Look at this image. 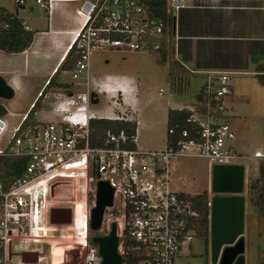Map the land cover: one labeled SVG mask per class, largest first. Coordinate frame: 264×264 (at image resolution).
<instances>
[{"label":"built area","instance_id":"obj_1","mask_svg":"<svg viewBox=\"0 0 264 264\" xmlns=\"http://www.w3.org/2000/svg\"><path fill=\"white\" fill-rule=\"evenodd\" d=\"M13 1L21 6L25 3V0ZM51 1L34 0L39 10L48 9ZM69 1L77 2L73 9L77 27L67 47L73 45L77 56L67 70L68 80L62 77L56 80L62 90L54 91L48 101L50 111L57 118L39 120L37 109H33L50 76L27 109L18 114L11 130L6 131L7 121L0 115V157L24 159L18 175L8 181L0 180V264L11 261L10 242L15 245L21 239L19 234L36 228L37 215L48 217L52 205L69 206L73 217L76 203L82 202L84 221L78 232L85 233L98 180H106L113 189L111 203L103 208L101 223L105 218L108 225L111 222L115 225L120 264H173L182 246L189 244L195 234L198 211L190 198L193 193L172 187V159L186 155L204 157L210 175L213 164L240 163L246 156L235 146V130L224 105L231 91L233 71L215 68L200 72L205 79L195 101L176 107L187 111L185 123L174 121L166 125L163 147H138L135 129L127 133L123 128H106L103 133L91 136L93 118L134 119L130 106L117 90L98 83L84 90L69 86L86 70L90 53L109 49L163 50L166 55L172 39L177 37L176 15L183 3L165 0V13L171 16V32L166 18L151 14L140 0ZM20 23L23 28L31 29L23 18ZM0 25L5 27L6 23ZM100 94L114 110L109 113L91 110V98L98 99ZM249 157L258 162L264 160V146L255 148ZM210 190L206 193L208 217L214 194ZM46 197L59 202L45 206ZM82 241L76 257L83 260L76 264H102L97 247L85 235Z\"/></svg>","mask_w":264,"mask_h":264},{"label":"rangeland","instance_id":"obj_2","mask_svg":"<svg viewBox=\"0 0 264 264\" xmlns=\"http://www.w3.org/2000/svg\"><path fill=\"white\" fill-rule=\"evenodd\" d=\"M217 1H219L217 8L213 9H218V6H238L246 5L247 3L256 5L261 2L260 0H205L206 3L202 2L200 5L215 6L214 2ZM195 3L198 4L197 1ZM0 5L8 12H17L18 16L25 17V21L32 27L33 31L45 23L47 9L39 10L34 0H25L22 6L14 3L13 0H0ZM76 5L77 2L75 1L64 2V7L71 12H73ZM56 13H59V9L56 10ZM179 15H181V11H179ZM164 17L172 32L171 16L164 14ZM93 52L95 61L98 64H105L103 59L106 57L108 59L107 65L129 68L132 72L141 76L142 81L144 78L149 79L153 75L156 80L153 86L155 88L150 89V91H155L156 94L158 87H160L159 92L162 93L164 98L166 96L170 99V104L193 103L197 91L205 79V75L200 72H187L185 68L182 70L181 66L175 61L173 51L169 49L166 50V55L164 51L163 59L159 51L120 52L109 49ZM4 57H2L4 62L9 61L10 56L5 55ZM18 60L20 61V59ZM18 60L15 61L19 62ZM180 70H182V73L179 72ZM173 72H178L175 73V76L177 74L183 76L185 79L183 86L180 80L179 83L175 82L176 77H174L170 87L169 82L174 75ZM179 78L181 79V77ZM41 81L32 79L28 86L23 84L18 90H14L11 98H0V103L5 109L3 115L7 121L6 131L11 130L12 125L18 119L17 113H22L27 109L29 101L34 97ZM57 90L62 89L54 86L46 87L39 96L38 105L42 104L43 99L53 98V92ZM98 97V102L92 104L94 108H101L106 104L103 94L98 95ZM224 105L227 107V113L230 114L228 117L229 123L235 130V146L241 153L246 155L240 159V163L244 165L242 194L245 198L244 228L242 233L244 240L243 262L244 264H257L258 261L264 259V216L259 214L257 206L248 199L247 185L250 180L257 176L258 164L256 158L249 157V154L255 148L264 146V85L260 84L252 74H235L232 76L231 91L229 96L224 99ZM43 108L47 109L48 105L43 104ZM140 113L138 116L143 120L152 121L153 126H143L137 130V146L140 147L144 144L153 146L158 143V147H161L166 123L164 110L157 105V99L155 98L144 104ZM37 114L40 115V112ZM207 163V160L200 156L186 155L172 159L170 170L172 187L194 195L204 191L207 193L208 189H210V175L206 170ZM58 202L59 200L56 198L46 197L45 206H47V203ZM42 216L37 215L35 218L36 228L19 234L21 239L15 242L16 245L14 246V249L37 247L40 250L37 260L18 263V257H10L9 255L11 260L9 264H76L82 262L81 256L72 263L68 259L69 254L75 253L76 255V249L79 248L82 238H84V234L78 232L79 228L75 226L76 224H73V222L58 224L50 222L45 215ZM108 224L104 218L100 228L95 230L88 228L87 239L92 235L107 233ZM107 225L108 227H106ZM173 264H211L209 233L207 238L193 234L189 244L182 246V252L174 259Z\"/></svg>","mask_w":264,"mask_h":264},{"label":"crops","instance_id":"obj_3","mask_svg":"<svg viewBox=\"0 0 264 264\" xmlns=\"http://www.w3.org/2000/svg\"><path fill=\"white\" fill-rule=\"evenodd\" d=\"M67 1L69 0H52L46 10L44 25H40L34 31L25 21V17L18 16L15 12L31 27L32 39L26 48L18 52H7L0 49V75L13 89V94L14 90H18L23 84L28 86L32 79L35 81L42 80L29 103L36 97V93L43 88L44 80L48 76H50L49 84L44 89L48 86L55 88L60 86L55 84L59 77L68 80V69L58 67L68 48L67 44L72 31L77 27L73 12L64 7V2ZM260 1L256 5L247 3L238 6H218V9H213L217 8L219 1L214 2L215 6L204 4L202 6L200 4L205 0H182L183 5L178 9L176 15L177 37L172 39V44L169 45V50L173 51L175 59V55L177 56L176 63L181 66L182 70L185 68L187 72H201L202 70L217 68L232 70L233 75L252 74L256 77V73H264V70H261L264 69V0ZM57 9H59V13H56ZM179 11H181V15H179ZM93 53V51L90 53L86 70L82 71L74 80L76 85L70 83L69 86L77 90H84L92 88L94 84L98 83L111 90H117L120 98L122 97L125 104L131 108V117L135 122L136 142L137 130L143 126H153L152 121L143 120L138 116L141 114L140 111L144 104L156 98L157 105L164 110L165 123L168 108H176L180 105L170 104V99L166 96L164 98L159 92L160 87H158L156 94L155 91H150V89L155 88L153 86L156 80L153 75L150 76L151 79L144 78L142 81L141 76L129 68L107 65L108 59L106 57L103 59L105 64H98ZM5 55L11 57H9V61L7 58L6 62L2 60ZM160 56L162 59L164 58L162 53ZM54 68L55 71L52 72ZM182 70L179 72L182 73ZM173 73L174 75L169 82L170 87L174 77H176L175 82L179 83L180 80L183 86L185 82L183 76L178 74L175 76V73L178 72ZM80 76L82 78L79 79ZM51 81L55 83L51 84ZM98 100L99 98L92 104L97 103ZM48 101L49 99H43L42 104L36 107V118L39 120L57 118L50 111ZM43 104H47L48 108H43ZM92 104L90 108L94 111L109 113L114 110L110 109L107 104L101 108H94ZM38 112L40 115L37 114ZM156 144L153 146L144 144L140 147L160 148L158 147L159 144ZM164 144L165 134L162 146H160L163 147Z\"/></svg>","mask_w":264,"mask_h":264},{"label":"water","instance_id":"obj_4","mask_svg":"<svg viewBox=\"0 0 264 264\" xmlns=\"http://www.w3.org/2000/svg\"><path fill=\"white\" fill-rule=\"evenodd\" d=\"M13 89L0 75V98H10ZM93 95V92L90 93ZM96 102L97 98H91ZM244 165L242 163H215L210 174L211 196L209 210V250L210 262L217 264H244L243 228L244 203L242 194ZM112 187L106 180H98L94 206L90 209L89 228L98 229L101 224L103 208L111 203ZM68 220V219H67ZM91 240L97 245L102 264H120V255L116 251L117 237L115 225L110 223L106 234L92 235ZM25 258L36 261V256Z\"/></svg>","mask_w":264,"mask_h":264},{"label":"trees","instance_id":"obj_5","mask_svg":"<svg viewBox=\"0 0 264 264\" xmlns=\"http://www.w3.org/2000/svg\"><path fill=\"white\" fill-rule=\"evenodd\" d=\"M149 9L150 13L153 15H159L164 17L165 13V0H140ZM5 22L6 26L2 27L0 25V49L7 52H18L26 48L31 39L33 31L31 29L27 30L23 28L20 23V18L13 12H8L0 5V23ZM164 54V51H160ZM77 54L75 52L74 46L70 45L58 67L61 69H69L74 65V61ZM264 68V66H263ZM264 70V69H261ZM257 80L260 84H264V73H256ZM55 82L51 81V84ZM56 85H60L55 83ZM39 103V97L34 101L33 109H36ZM5 113V109L0 103V115ZM31 114V110L29 111ZM187 111L177 108H168L166 115V125L177 121L180 125L185 123V117ZM106 128L112 130H118L123 128L127 133H133L135 129V122L133 121H123V120H110L105 118H93L90 120V134H101ZM170 139V137H169ZM168 142V140H167ZM24 159L12 156H2L0 157V180L8 181L10 178L18 175L23 169ZM247 191L249 193L248 199L257 206V210L260 215L264 216V160H261L257 164V176L249 181L247 185ZM206 192L195 194L191 196L193 207L198 211V216L196 218L195 224V234L202 235L207 238L209 231V217L208 209L206 206ZM88 240L92 242L91 236ZM257 264H264V259L258 261Z\"/></svg>","mask_w":264,"mask_h":264},{"label":"flooded vegetation","instance_id":"obj_6","mask_svg":"<svg viewBox=\"0 0 264 264\" xmlns=\"http://www.w3.org/2000/svg\"><path fill=\"white\" fill-rule=\"evenodd\" d=\"M59 185H60L59 183L56 184V185H53L52 189L55 188V186H59ZM71 217H72V212H71V208L69 206L52 205L50 207V209H49L47 219L50 222L61 224V223H69L70 220H71ZM91 244H94L97 247V245L95 243H91ZM15 245L13 244V242H10V244H9V246H10V257H12V256L18 257L17 260L19 262H34V261H26V260H24L25 258L33 257V253H31V252L35 253L34 255L36 256V260L39 257V253L38 252L40 250L37 247H30V248L26 247V248L14 249ZM68 259L72 263L75 259L77 260V257L75 255V253H73V254H69L68 255Z\"/></svg>","mask_w":264,"mask_h":264},{"label":"bare ground","instance_id":"obj_7","mask_svg":"<svg viewBox=\"0 0 264 264\" xmlns=\"http://www.w3.org/2000/svg\"><path fill=\"white\" fill-rule=\"evenodd\" d=\"M83 208H82V202H77L75 205V211H74V215L72 217V219L70 220V222H73V224L75 223L78 228L82 227L83 225ZM31 225H33V218L31 217ZM87 231H88V226H87V222H85V233L84 231L81 232L85 235H87ZM83 242V241H82Z\"/></svg>","mask_w":264,"mask_h":264}]
</instances>
